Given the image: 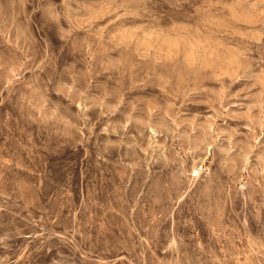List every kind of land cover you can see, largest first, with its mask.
<instances>
[{
  "label": "rangeland",
  "instance_id": "rangeland-1",
  "mask_svg": "<svg viewBox=\"0 0 264 264\" xmlns=\"http://www.w3.org/2000/svg\"><path fill=\"white\" fill-rule=\"evenodd\" d=\"M0 264H264V0H0Z\"/></svg>",
  "mask_w": 264,
  "mask_h": 264
}]
</instances>
